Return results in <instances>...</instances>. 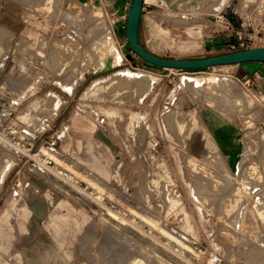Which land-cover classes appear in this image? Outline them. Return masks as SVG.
Here are the masks:
<instances>
[{
  "label": "rangeland",
  "instance_id": "obj_1",
  "mask_svg": "<svg viewBox=\"0 0 264 264\" xmlns=\"http://www.w3.org/2000/svg\"><path fill=\"white\" fill-rule=\"evenodd\" d=\"M131 3L0 0V264H264V65H148L127 41ZM98 20L113 39L99 47ZM263 23L264 0H144L139 35L161 58L214 57ZM42 156L76 168L97 206Z\"/></svg>",
  "mask_w": 264,
  "mask_h": 264
},
{
  "label": "water",
  "instance_id": "obj_2",
  "mask_svg": "<svg viewBox=\"0 0 264 264\" xmlns=\"http://www.w3.org/2000/svg\"><path fill=\"white\" fill-rule=\"evenodd\" d=\"M143 4L144 0H132L127 15L126 36L132 51L148 65L161 69L198 71L222 66L264 63V47L193 59H165L158 57L145 49L139 42Z\"/></svg>",
  "mask_w": 264,
  "mask_h": 264
},
{
  "label": "built area",
  "instance_id": "obj_3",
  "mask_svg": "<svg viewBox=\"0 0 264 264\" xmlns=\"http://www.w3.org/2000/svg\"><path fill=\"white\" fill-rule=\"evenodd\" d=\"M226 18L224 16L220 17V21L223 22ZM215 20V18H214ZM250 20V19H249ZM227 25H231V23L228 21ZM119 44V43H118ZM232 49H241V50H248L255 47H264V23L262 25H257L256 29H253V32L248 34L244 40H241L238 44H234L230 46ZM121 48V46H120ZM133 53V52H131ZM39 57L36 59V61L33 63L34 68L36 69L44 67L46 65V60L44 59V56L38 52L37 54ZM10 105V102L7 99V96L5 94L0 93V106L4 108V106ZM7 109V108H6ZM7 110H2L1 116L4 118L6 115ZM12 112L8 114V116H11ZM105 122V119H100L99 123L103 124ZM56 145V140H54L49 146L51 149H54V146ZM17 148L21 151H24L28 149L31 151L34 148V143L30 141L20 140L16 144ZM42 165L44 168L48 171L50 177L59 183L60 186L65 187L66 189H73L74 186L81 187V182L74 177V175L67 169H64L62 166L57 165L55 161L49 157L42 156ZM86 190V189H85ZM78 196V195H76ZM77 199H79L77 197ZM83 202V201H82Z\"/></svg>",
  "mask_w": 264,
  "mask_h": 264
},
{
  "label": "bare ground",
  "instance_id": "obj_4",
  "mask_svg": "<svg viewBox=\"0 0 264 264\" xmlns=\"http://www.w3.org/2000/svg\"><path fill=\"white\" fill-rule=\"evenodd\" d=\"M207 20L208 21H212V22H214V17L213 16H208V18H207ZM93 30L94 31H97V32H99V38L95 41V46H97V47H99L100 45H103L104 43H110V42H112L113 41V39H112V36H111V32H112V28L110 27V26H108L106 23H105V21H103V20H98L97 21V23H95V25H94V28H93ZM215 80V79H214ZM212 84V83H211ZM202 85V83H200V82H198V81H196V87H200ZM222 85H223V82H222V80H220V79H217L215 82H214V85H213V87L214 88H220V87H222ZM0 139H2L1 137H0ZM4 142H5V140H3ZM10 142H11V140H10ZM16 142V141H15ZM15 142H13V143H15ZM7 143H8V141H7ZM18 143V142H17ZM8 145H11V143L10 144H8ZM14 145H16V144H14ZM16 148H17V146H16ZM3 149V148H2ZM17 150V149H16ZM19 150V149H18ZM5 151V150H4ZM21 151V150H20ZM45 152H46V154H47V156H52V158L53 159H56L55 161L56 162H59L60 161V159H59V157L53 152V151H49V150H44ZM10 154V153H9ZM61 162V161H60ZM40 163L42 164V158H41V160H40ZM65 164V163H64ZM69 166H70V164H69ZM65 167H66V165H65ZM68 167V166H67ZM66 167V168H67ZM71 167V170L73 171V174L74 173H76L75 171H76V168H74L73 166H70ZM79 172V171H78ZM79 175V174H78ZM77 175V176H78ZM52 179V178H51ZM53 180V179H52ZM86 180V179H85ZM90 182L91 183H94V180H92V179H90ZM96 184V183H95ZM100 187V186H99ZM70 192H72L73 194H75L74 196L75 197H78L79 198V200H81V201H83V202H85V203H89L90 205H93L94 207H96L97 205H96V203L92 200V197H91V195L89 194V192H87L85 189H83V188H80V187H77V186H74L73 187V189H71V190H69ZM76 195H78V196H76ZM236 199V198H235ZM107 211V213H108V215H109V217H111V218H113V219H115V220H118L120 223H122L123 225H128V222L126 221V219H124L123 217H120V216H117L116 214H114V213H112L111 211H109V210H106ZM139 232V231H138ZM165 232V234L166 235H168L169 237H172V238H174V239H178L176 236V238L169 232V231H164ZM138 235V234H137ZM140 238V237H139ZM138 238V239H139ZM178 240H180V239H178ZM139 241H141V240H139ZM178 243H179V241H178ZM180 244V243H179ZM185 244V243H184ZM185 245H188V244H185ZM194 246H195V244H194ZM188 247V246H187ZM192 247V246H191ZM194 249V248H193Z\"/></svg>",
  "mask_w": 264,
  "mask_h": 264
},
{
  "label": "crops",
  "instance_id": "obj_5",
  "mask_svg": "<svg viewBox=\"0 0 264 264\" xmlns=\"http://www.w3.org/2000/svg\"><path fill=\"white\" fill-rule=\"evenodd\" d=\"M117 1H118V0H109V2H110L111 4H114V3L116 4ZM209 22H212V21H209ZM199 27H200L199 30H201V28H202L203 26L200 25ZM190 33H191L193 36H197L200 32L191 29V30H190ZM139 40H140V35H139ZM247 65L261 66V65H264V63H248V64H243V65H234V66H230V67H231V68H236V69H234L235 71H233V73L236 72V71H241V72L244 71V72H242L243 75H247V74H248V73H247V70H253L254 68H257V67H254V68L246 67ZM245 71H246V72H245ZM245 77H247V76H245ZM95 87H96V86H95ZM93 90H94V88H91V89L89 90V92H91V91H93ZM96 124H97L96 121H95L94 123H92L93 127L97 126ZM244 160H245V159H243L242 163L244 162ZM236 191H237V192H236V194H235V195H236L235 197H238V198H237V199L234 198L233 201H230L229 207H231V208H233V207H235V206L238 205L239 197H241L240 190L237 189ZM237 200H238V201H237ZM260 213H261V214H264V211H263V210H260Z\"/></svg>",
  "mask_w": 264,
  "mask_h": 264
},
{
  "label": "trees",
  "instance_id": "obj_6",
  "mask_svg": "<svg viewBox=\"0 0 264 264\" xmlns=\"http://www.w3.org/2000/svg\"><path fill=\"white\" fill-rule=\"evenodd\" d=\"M140 25H141V23H140ZM139 42H140V40H139ZM140 44H141V42H140ZM142 45V44H141ZM143 46V45H142Z\"/></svg>",
  "mask_w": 264,
  "mask_h": 264
}]
</instances>
